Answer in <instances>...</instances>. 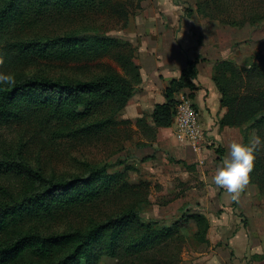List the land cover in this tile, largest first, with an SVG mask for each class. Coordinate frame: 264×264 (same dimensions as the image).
Segmentation results:
<instances>
[{
	"label": "rangeland",
	"instance_id": "1",
	"mask_svg": "<svg viewBox=\"0 0 264 264\" xmlns=\"http://www.w3.org/2000/svg\"><path fill=\"white\" fill-rule=\"evenodd\" d=\"M113 1L129 4V0ZM131 3L134 5L128 7L126 23L122 14L114 16L101 8L84 14L51 12L42 16L31 30H26L25 35L53 36L82 28L97 29L119 41H129L135 48L140 66L142 55L150 52L143 45L140 47L146 41V32L153 36L161 24L171 25L174 32H165L164 38H174L186 45L191 59H197L198 63H213L212 74L218 60H232L238 69H242L250 63L251 55L264 52V16L259 18L257 15L262 12L264 15V0H224L223 5L213 0H131ZM198 3L201 9H198ZM7 39L14 37L8 36ZM196 52L198 55L194 56ZM6 70L14 73L16 80L33 75L65 80L91 79L111 71L130 79L109 55L79 59H21L10 54L6 58ZM141 83L140 74V81L134 83L132 97L141 99V107H136L134 100L129 101L114 115V122L109 127L91 136L71 134L69 126L65 125L62 132H43L38 119L0 124V157L23 162L38 170L43 177L86 176L90 167L97 169L105 164H111L112 170L123 166L128 168L127 176L126 171L119 175V182L113 188L117 193L113 196L51 221L37 222L35 227L43 233L82 229L109 215H118L135 198L126 189L119 190L125 180L137 191H143L146 203L140 215L144 221L158 219L169 224L181 215L194 213L205 215L209 221L205 242H199L193 235L195 224L190 219L188 227L182 230V241L158 247L154 252L157 257H173L180 247L178 264H204L215 248L217 253L227 257L224 240L218 236L222 226L230 231L241 229L251 234L264 248V194L259 192L257 185L250 182L239 200L232 201L228 194H224L225 190L217 189L212 182L222 155L229 151L233 139L242 137V129L247 123L240 127L228 126L230 130L218 144L205 132L202 148L193 152L177 141L172 125L153 124L151 112L156 98L145 97L140 92ZM185 91L189 92L188 89ZM33 187L39 186L26 172H0V192L1 188L21 192ZM211 243L216 247L210 249ZM27 256L23 263L21 260L14 264H26ZM30 260L31 263L37 261L35 257ZM101 263L126 264V261L104 257Z\"/></svg>",
	"mask_w": 264,
	"mask_h": 264
},
{
	"label": "trees",
	"instance_id": "2",
	"mask_svg": "<svg viewBox=\"0 0 264 264\" xmlns=\"http://www.w3.org/2000/svg\"><path fill=\"white\" fill-rule=\"evenodd\" d=\"M213 1L224 4V0ZM133 5L131 0L129 4L113 0H0V47L7 57L15 54L21 59H79L109 55L130 77L116 71L77 80L33 75L16 80L14 86L0 85V124L38 119L43 132H62L65 125L71 134L82 136L109 127L114 115L132 97L134 83L140 81L134 46L93 28L38 37L25 32L51 12L84 14L101 8L114 16L122 14L126 23L128 7ZM197 6L201 9V4ZM262 14L257 15L263 18ZM8 36L14 39L8 41ZM197 63V59H189L179 76L169 80L163 90L164 101L156 102L151 112L155 126H171L181 91L188 89L193 97V90L197 89ZM211 78L219 92L220 106L225 108L218 119L219 126L240 127L247 123L241 132L245 142L253 132L264 139V52L251 55L250 63L242 69L232 60H218ZM111 168V164H105L97 169L90 167L86 176L46 178L23 162L0 157V172H26L39 186L21 192L1 188L0 264L21 260L23 263L27 255L26 264H102L104 257L125 260L126 264H178L181 247L173 257H157L154 252L158 247L181 242L182 230L188 227L190 219L195 224L193 235L199 242L207 240L209 221L200 213L181 215L169 224L158 219L144 221L140 215L146 203L143 191H137L125 180L119 190L126 189L135 198L118 215H109L82 229L43 233L35 227L37 222L80 211L117 193L113 188L119 175L126 171L127 176L128 168ZM251 182L264 194V148L255 161ZM31 257L37 261L31 263Z\"/></svg>",
	"mask_w": 264,
	"mask_h": 264
},
{
	"label": "crops",
	"instance_id": "3",
	"mask_svg": "<svg viewBox=\"0 0 264 264\" xmlns=\"http://www.w3.org/2000/svg\"><path fill=\"white\" fill-rule=\"evenodd\" d=\"M170 31L174 32L171 25L166 27V25L161 24L153 36H148V32H146V43L140 44V47L143 45L148 52L150 51L146 55H142L140 62L142 77L140 92L144 93L145 97L156 98L153 105L164 100L163 90L165 86L170 79L179 76L181 70L187 65V61L191 59L188 53L190 51L186 45L178 43L173 37V39L164 38L163 34ZM168 35L172 36V34ZM140 47L138 52L141 51ZM193 55L197 56L198 53ZM197 64L198 75L194 79L197 89L193 90L192 100L199 111L200 121L205 132L212 136L218 144V141L223 142L225 134L230 130L228 126L220 127L218 123V119L224 113L225 108L220 106L219 92L211 79L213 63H209V65L207 61H203ZM133 100L136 107H141L140 98L133 96L129 101L133 102ZM226 151L224 156L222 155V159L228 155L229 151ZM224 194L227 193L224 192ZM219 235L220 239L224 240L228 256L225 257L226 255L217 253L215 248L212 250L214 254L211 253L204 264H264V248L257 244L256 237L253 238L251 234L249 235L241 229L227 230V227L224 226L220 227ZM213 247L216 245L211 243L209 248L212 249ZM226 258H228L227 263Z\"/></svg>",
	"mask_w": 264,
	"mask_h": 264
},
{
	"label": "clouds",
	"instance_id": "4",
	"mask_svg": "<svg viewBox=\"0 0 264 264\" xmlns=\"http://www.w3.org/2000/svg\"><path fill=\"white\" fill-rule=\"evenodd\" d=\"M7 52L0 47V85L14 86V73L6 70ZM264 148V139L253 135L247 142L244 137L233 139L229 144L228 155L217 165L212 182L217 189L226 191L232 201H238L251 182V173L260 150Z\"/></svg>",
	"mask_w": 264,
	"mask_h": 264
},
{
	"label": "built area",
	"instance_id": "5",
	"mask_svg": "<svg viewBox=\"0 0 264 264\" xmlns=\"http://www.w3.org/2000/svg\"><path fill=\"white\" fill-rule=\"evenodd\" d=\"M179 143L185 144L191 151L199 152L205 142L206 133L201 124L199 111L187 91L177 95V104L171 124Z\"/></svg>",
	"mask_w": 264,
	"mask_h": 264
}]
</instances>
